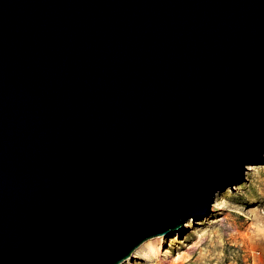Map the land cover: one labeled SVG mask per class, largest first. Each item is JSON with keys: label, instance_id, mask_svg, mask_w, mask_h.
<instances>
[{"label": "water", "instance_id": "water-1", "mask_svg": "<svg viewBox=\"0 0 264 264\" xmlns=\"http://www.w3.org/2000/svg\"><path fill=\"white\" fill-rule=\"evenodd\" d=\"M264 164V0H0V264H120Z\"/></svg>", "mask_w": 264, "mask_h": 264}, {"label": "rangeland", "instance_id": "rangeland-1", "mask_svg": "<svg viewBox=\"0 0 264 264\" xmlns=\"http://www.w3.org/2000/svg\"><path fill=\"white\" fill-rule=\"evenodd\" d=\"M198 222L188 221L182 238L164 237L171 256L158 264H264V164L249 165L245 180L219 192L212 214Z\"/></svg>", "mask_w": 264, "mask_h": 264}, {"label": "bare ground", "instance_id": "bare-ground-1", "mask_svg": "<svg viewBox=\"0 0 264 264\" xmlns=\"http://www.w3.org/2000/svg\"><path fill=\"white\" fill-rule=\"evenodd\" d=\"M251 165H256V164H251ZM202 220V219H200ZM199 219H189L190 223H193L195 225H198L200 221ZM186 225H189V223H186L184 226L186 228ZM180 227L176 229L174 232L169 233L168 235H161V236H156L153 238H150L146 240L144 243H142L136 251L133 253L132 257H138L143 259L147 264H158L159 260L161 258L166 259L171 256V250L169 248H166L163 246L162 241L164 237L172 236V235H177L176 238H182L183 234V227ZM175 238V239H176ZM130 258L124 260L120 264L126 263Z\"/></svg>", "mask_w": 264, "mask_h": 264}, {"label": "built area", "instance_id": "built-area-1", "mask_svg": "<svg viewBox=\"0 0 264 264\" xmlns=\"http://www.w3.org/2000/svg\"><path fill=\"white\" fill-rule=\"evenodd\" d=\"M256 253H257V254H260V252H259V251H256ZM249 264H261V263L255 262V260L253 259V260H252V262H251V263H249Z\"/></svg>", "mask_w": 264, "mask_h": 264}]
</instances>
